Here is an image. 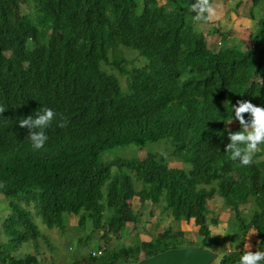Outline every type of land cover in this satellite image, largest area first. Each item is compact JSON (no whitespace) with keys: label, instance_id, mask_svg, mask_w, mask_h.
Returning <instances> with one entry per match:
<instances>
[{"label":"trees","instance_id":"1","mask_svg":"<svg viewBox=\"0 0 264 264\" xmlns=\"http://www.w3.org/2000/svg\"><path fill=\"white\" fill-rule=\"evenodd\" d=\"M197 2L0 0V194L8 207L0 264H40L41 236L53 249L33 214L62 232L75 218L85 232L74 244L79 256L66 264H129L180 247L218 251L209 230L218 219L208 217L215 195L231 211L230 224L254 230L264 250V146L248 165L226 151L228 132L241 127L236 119V128L227 126L231 104H264V13L250 44L212 52ZM124 49L146 61L130 62ZM44 106L56 116L49 140L35 149L19 121ZM161 140L169 151L106 155ZM172 158L188 167H173ZM147 202L172 220H192L200 243L165 229L117 248ZM249 202L246 217L240 207ZM27 243L34 251L16 254ZM244 252H224L213 264H238Z\"/></svg>","mask_w":264,"mask_h":264},{"label":"rangeland","instance_id":"2","mask_svg":"<svg viewBox=\"0 0 264 264\" xmlns=\"http://www.w3.org/2000/svg\"><path fill=\"white\" fill-rule=\"evenodd\" d=\"M184 3H193L194 0H182ZM165 0H161V3L163 4ZM261 10V16L264 13V4L259 2L258 6ZM200 28H205L206 25L201 24L199 25ZM258 28V27H257ZM256 26L253 27V32L256 33ZM253 33V35H254ZM248 42V38L247 41ZM124 53L128 60L130 62H135L137 65H143L146 59L142 56H140L136 51H131L129 49H124ZM119 76V75H118ZM122 87L125 88V78L122 76H119ZM229 129L236 128L237 124L235 121H232L230 124H227ZM171 149V144L167 142V140H161L157 142H149L142 146L136 147L135 145H130L127 147H120L113 149L109 154L110 158L114 157H137V158H144L147 153H153V152H161V151H169ZM108 158V157H107ZM170 164L173 167H181L186 168L188 165L184 164L182 161H178L175 159H170ZM133 182L135 184V187L137 189L140 188V183L137 182L136 178L133 176ZM133 206L136 209L139 204V200L137 197L133 198ZM209 208L213 210L212 213L208 214L209 218L217 217L218 219V226L216 229L219 231L220 227L223 226V223L226 221L228 222V225L225 230V237L226 239H229L230 241H238L240 237H244L243 232L236 230V225L230 224L231 221V211L228 210L224 204V201L221 197L215 195L214 199L210 202H208ZM252 202H249L245 207H240L242 211H245L246 217L249 216V209L251 208ZM244 208V209H243ZM31 209V207H30ZM143 210V209H142ZM8 213V207H7V201L2 195L0 194V240L5 241L6 237L1 233L2 228V221L5 219L6 214ZM33 217L35 218L34 221L38 225V228L40 231L45 235V237L48 238V241H50L51 245L53 246V249H51L48 246V243L44 241L42 236L37 240L38 243V252L36 253L39 257V263L40 264H66L72 260H74L76 257L79 256L78 253H76V250H74V244L77 241V239L84 235L83 230L76 229V219L70 218L66 224V228L62 232L61 230L57 228L49 229L45 225L42 224L40 218H38L35 214H33ZM184 224V222H183ZM216 225V224H214ZM210 223V226H214ZM221 225V226H220ZM182 227L188 228L189 231H185V236L188 237L191 235L194 239H197V229L198 226H190L185 225ZM179 228V222L172 220L171 216L168 215L167 212L161 213V209L158 205L151 206L149 202L146 203V207L144 208V212L142 216L140 217V221L137 224H131L127 227V237L117 241L118 247L121 246H128L132 245V243H136L143 239H148L156 236L159 232H162L165 229H170L172 231H176ZM214 229V228H213ZM212 229V230H213ZM216 231V232H217ZM219 232H217V235ZM226 239L222 237L219 242V251L220 253H224L226 249ZM115 244V242H114ZM199 244V242H198ZM34 251L33 250V244L27 243L22 245L21 247L17 248L16 254L22 256L23 254H26L27 251ZM79 251V250H78ZM77 251V252H78Z\"/></svg>","mask_w":264,"mask_h":264},{"label":"clouds","instance_id":"3","mask_svg":"<svg viewBox=\"0 0 264 264\" xmlns=\"http://www.w3.org/2000/svg\"><path fill=\"white\" fill-rule=\"evenodd\" d=\"M210 3L208 0H198L197 3L192 5V8L198 10L200 14L197 16V19L204 13H207L204 19H211L216 14L215 9ZM201 24L203 23H198V26ZM206 24L208 23L206 22ZM200 29L205 32L207 40L208 32L205 31L206 28ZM50 30L49 34L52 33V29ZM217 35L223 37L219 32ZM223 40L226 39L223 38ZM222 45L221 41H219V49L223 47ZM231 109L232 117L226 122L230 124L236 119L239 121L241 127L237 131L228 132L230 142L226 144V151L230 152L233 159L239 158L240 163L248 165L252 163L254 154L260 150L261 146H264V104H256L252 100L240 99L236 104H231ZM4 111V105L0 104V113ZM245 113H250V117L246 118ZM55 116L56 110L54 108L44 106L38 109L35 114L28 115L19 121L21 126L29 128V139L33 148L40 149L45 146L49 140L47 129L52 124ZM248 248L249 250L241 255L238 264H260L264 260V250L256 249L252 251L250 243L248 244Z\"/></svg>","mask_w":264,"mask_h":264},{"label":"crops","instance_id":"4","mask_svg":"<svg viewBox=\"0 0 264 264\" xmlns=\"http://www.w3.org/2000/svg\"><path fill=\"white\" fill-rule=\"evenodd\" d=\"M259 2L264 4V0H214L210 4L215 9V15L211 19H207L206 29L205 31L208 32L207 35V44L209 49L212 52H216L219 50L218 43L221 41L222 44H225L227 46H234L236 44L241 45H248L251 43V39L253 36V27L256 26V22L261 16V10L258 7ZM205 24V23H204ZM203 24V25H204ZM217 31L220 32V34L223 36L227 34L226 40H223V37H220L217 35ZM248 38V42L247 41ZM216 217V216H215ZM213 217V218H215ZM179 222V231H189L188 228L182 227L184 224L187 225H194V222L191 220L189 222H186L184 220L177 221ZM184 222V224H183ZM214 225V224H213ZM228 225L227 219L223 223V226L220 227L219 231H217L218 223L214 226L209 225L210 235L213 239H221L222 237H225V230ZM214 228V229H213ZM213 229V230H212ZM177 231V230H176ZM219 234L217 235V232ZM198 234V229H197ZM244 237H240L238 241H230L229 239H226V249L224 252L228 251H248V244L251 245V250H256V245L258 243V238L256 236V233L254 230H247L245 232ZM199 236V235H198ZM191 239H193L196 242H199L202 240V238L199 236L197 239H194L193 237L188 236ZM143 239L142 240H150ZM219 253V258L223 253H220V251H217ZM262 264V261L260 262Z\"/></svg>","mask_w":264,"mask_h":264},{"label":"water","instance_id":"5","mask_svg":"<svg viewBox=\"0 0 264 264\" xmlns=\"http://www.w3.org/2000/svg\"><path fill=\"white\" fill-rule=\"evenodd\" d=\"M218 259L217 251L208 247L192 246L169 248L129 264H213Z\"/></svg>","mask_w":264,"mask_h":264}]
</instances>
